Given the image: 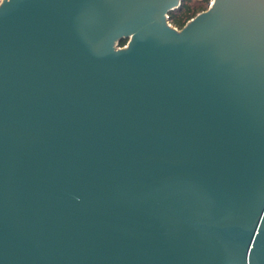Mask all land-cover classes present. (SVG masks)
<instances>
[{
	"label": "water",
	"instance_id": "obj_1",
	"mask_svg": "<svg viewBox=\"0 0 264 264\" xmlns=\"http://www.w3.org/2000/svg\"><path fill=\"white\" fill-rule=\"evenodd\" d=\"M182 1L0 2V264H264V0Z\"/></svg>",
	"mask_w": 264,
	"mask_h": 264
},
{
	"label": "trees",
	"instance_id": "obj_2",
	"mask_svg": "<svg viewBox=\"0 0 264 264\" xmlns=\"http://www.w3.org/2000/svg\"><path fill=\"white\" fill-rule=\"evenodd\" d=\"M211 0H183L179 9L170 13V23L182 29L186 23L197 14L205 11L209 7ZM127 44V40H122L120 46Z\"/></svg>",
	"mask_w": 264,
	"mask_h": 264
},
{
	"label": "rangeland",
	"instance_id": "obj_3",
	"mask_svg": "<svg viewBox=\"0 0 264 264\" xmlns=\"http://www.w3.org/2000/svg\"><path fill=\"white\" fill-rule=\"evenodd\" d=\"M211 2V1H210ZM210 4V3H209ZM171 24V23H170ZM172 25V24H171ZM173 26V25H172ZM174 27V26H173Z\"/></svg>",
	"mask_w": 264,
	"mask_h": 264
},
{
	"label": "built area",
	"instance_id": "obj_4",
	"mask_svg": "<svg viewBox=\"0 0 264 264\" xmlns=\"http://www.w3.org/2000/svg\"><path fill=\"white\" fill-rule=\"evenodd\" d=\"M0 2H2V0H0Z\"/></svg>",
	"mask_w": 264,
	"mask_h": 264
}]
</instances>
